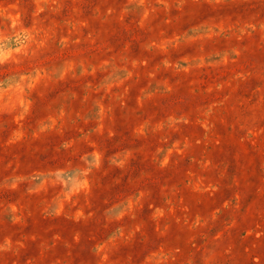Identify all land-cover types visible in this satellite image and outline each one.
Segmentation results:
<instances>
[{
  "label": "rangeland",
  "instance_id": "1",
  "mask_svg": "<svg viewBox=\"0 0 264 264\" xmlns=\"http://www.w3.org/2000/svg\"><path fill=\"white\" fill-rule=\"evenodd\" d=\"M0 264H264V0H0Z\"/></svg>",
  "mask_w": 264,
  "mask_h": 264
}]
</instances>
